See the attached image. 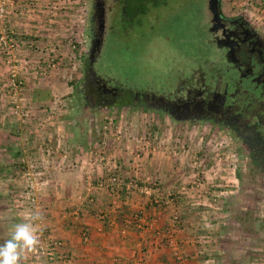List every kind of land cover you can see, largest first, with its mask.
Returning <instances> with one entry per match:
<instances>
[{
	"label": "crops",
	"instance_id": "1",
	"mask_svg": "<svg viewBox=\"0 0 264 264\" xmlns=\"http://www.w3.org/2000/svg\"><path fill=\"white\" fill-rule=\"evenodd\" d=\"M39 4L45 11H41L42 7L35 8ZM14 5L8 25L19 37L48 38L62 26L63 21L52 18V12V19L46 17L50 15L47 9H55L57 5L52 0H14ZM20 54L28 58L18 61L25 66L20 72L21 96L27 93L29 118L16 126L10 120L5 121L9 117L1 115L7 99L4 91L7 69L0 61V134H10L8 145L15 152H34L32 156L41 157L39 164L43 169L37 171L36 182L42 208L38 213L43 217V234L58 243L57 256L69 259L68 264H264V224L244 227L236 221L219 220L223 213L215 211L218 207L202 202L198 192L186 189L187 179L175 175L179 169L165 157L168 147H146L147 150L145 145H139L138 149H132L133 146L128 148L110 140L99 142L91 128L87 132L75 131L74 135L70 115L50 107L56 97L35 95L40 93L38 88L42 90L47 84L44 83L47 75L34 72L44 66L42 62L39 64L43 57H37L39 53L31 50ZM50 146L51 155L45 149ZM135 152L140 156L138 159ZM111 166L116 167L124 181L157 182L162 192L173 194L174 210L179 217L173 237L180 260L174 259L172 251L155 232L137 230L132 224L133 216L141 213L157 222L158 233L166 231L173 207L167 204L164 194L148 199L122 189L118 198L111 192L93 189L92 185ZM20 264L40 263L26 252Z\"/></svg>",
	"mask_w": 264,
	"mask_h": 264
},
{
	"label": "rangeland",
	"instance_id": "2",
	"mask_svg": "<svg viewBox=\"0 0 264 264\" xmlns=\"http://www.w3.org/2000/svg\"><path fill=\"white\" fill-rule=\"evenodd\" d=\"M182 1L186 2V0L169 1L170 7L165 10L168 11L166 17H161L156 26V36L174 41V38L182 33L180 30L184 26V20L187 19L190 30L185 35L194 46L199 29L198 23L201 19V8L205 5L206 0H191L192 6L186 13L176 9L177 4ZM52 2L57 5L54 7L55 9H47L50 11V15L46 17L47 19L54 18L63 21L62 26L58 27L57 34L48 38L39 36L19 37L15 32V40L19 45L18 51L13 54L15 59L28 60V58L24 59L20 53L31 50L39 53L37 57H43L41 60L39 59V64L42 62L41 64L45 65L51 59L55 64V68L47 74V78L44 80V83H47L46 86H43L42 90L38 88L40 93L35 95L56 97L55 104L50 105V107L52 110H62L65 111L66 115H70V120L73 121L72 127L75 129H71L74 131V135L77 131V133L87 132L91 128L99 142L110 140L113 144H123L128 148L133 146L132 149H138L136 146L139 145H145V148L168 147V153H165V157L169 158L173 165L179 169L175 175L179 174L185 177L187 179L185 182L186 189L188 188L196 194L198 192L202 196V202L211 204L213 208L218 207V210L215 211L223 213L219 220L230 221V223L236 221L244 224V227L263 225L264 177L254 176L246 169L239 149L224 133L176 123L151 110L119 108L110 112H99L84 107L80 91L83 64L89 54L87 29L91 0H56L55 2L52 0ZM35 3L40 2L36 1ZM14 6L13 0V6L8 9L7 25L9 24L10 10ZM40 7L43 8L41 11H45L46 8L40 4L35 8ZM221 7L224 14H244L259 29L264 31V0H221ZM30 9L34 8L31 7ZM51 12L52 18H50ZM8 27L10 28L9 25ZM146 32L148 34L149 30ZM145 33L143 34L140 28H135L129 36L116 26L111 39L106 41L97 63L93 66L94 71L102 78L111 79L113 84L121 85L120 87L137 89L142 83L149 84L151 81L148 78L153 77L155 70L143 63V51L140 46L143 43V37H150L153 34L147 35ZM208 48L210 58H212L213 49ZM6 58L5 54L0 53V61L7 69L4 80L9 71ZM162 77L164 75L159 77L154 84L164 85L165 81ZM26 97H28L27 93L24 92L22 97L20 91V107L29 112L31 107ZM9 110L10 104L6 99L1 115L4 114L9 117L5 121L10 120L13 125L17 124L16 126H18L20 122H14L15 118L10 115ZM1 128L3 129V127ZM3 130L9 131L5 128ZM7 136L0 134V243L8 239L13 224L26 220L25 215L28 212V206L24 204L22 199L25 184L19 178L17 163L21 159L31 156L37 159L39 164L41 158L32 156L31 154L34 152H15V149L9 148L8 145L10 134ZM45 149L51 155L53 147L50 146ZM44 151L42 149L43 154L46 153ZM134 156L137 159L140 157L136 152ZM38 164L36 173L43 169V166ZM116 170V167L111 166L106 175H115L121 178L122 175L118 174ZM106 175L92 185L94 190L96 189L95 185L102 181ZM36 181L37 179L34 182V188L41 209L42 201L37 191L39 183ZM193 183H199L202 187L195 188ZM203 192H206L204 196ZM255 263L258 264V262Z\"/></svg>",
	"mask_w": 264,
	"mask_h": 264
},
{
	"label": "flooded vegetation",
	"instance_id": "3",
	"mask_svg": "<svg viewBox=\"0 0 264 264\" xmlns=\"http://www.w3.org/2000/svg\"><path fill=\"white\" fill-rule=\"evenodd\" d=\"M169 1L91 0L87 32L93 56L89 60L88 54L83 64L84 107L99 112L151 110L176 123L219 131L237 146L246 169L264 177V31L244 14H224L221 0L214 19L206 0L194 46L185 35L190 30L187 19L174 41L162 39L156 26L166 17ZM191 6L186 0L176 9L186 13ZM116 26L129 36L135 28L153 34L143 37L140 46L143 63L155 70L149 84L120 87L94 71ZM162 75L165 84H154Z\"/></svg>",
	"mask_w": 264,
	"mask_h": 264
},
{
	"label": "built area",
	"instance_id": "4",
	"mask_svg": "<svg viewBox=\"0 0 264 264\" xmlns=\"http://www.w3.org/2000/svg\"><path fill=\"white\" fill-rule=\"evenodd\" d=\"M13 6V0H0V53L7 56L8 74L4 80V91L7 94V100L10 104L9 113L19 122H24L29 118V112L26 109L20 107L19 93L23 86V80L21 78V71L25 70L24 64L16 60L13 56L18 51V43L15 40V32L12 31L8 23V15L10 9ZM55 68L53 59L48 61L40 70L34 69L35 73L41 76H46L51 70ZM37 159L27 156L21 159L18 165L19 178L24 182V189L22 191V199L24 204L28 206V214L37 213L40 209V201L35 191L34 182L37 179L36 168ZM195 188H199V183H193ZM96 189L111 192L114 195H118L122 189L125 193L137 192L139 195L145 198H151L156 195H165L167 204L171 205L172 213L169 219L167 230L163 233L156 230L157 222L155 220L146 219L141 213H137L133 216V223L137 230L146 229L154 234L156 237H161L165 242V245L172 251V255L175 260H180V256L175 247L173 233L179 225V217L177 212L174 210V198L170 191L162 192L158 183H147L139 184L135 180L124 181L115 175H106L105 178L95 185ZM184 191V188H181ZM206 194V192L204 193ZM215 201V199H213ZM27 214V215H28ZM42 223V222H41ZM43 228V223H42ZM39 245L34 251H31V256L40 264H68L69 259L66 257H59L56 254V247L58 243L52 240L50 237L45 236L42 233L39 237Z\"/></svg>",
	"mask_w": 264,
	"mask_h": 264
},
{
	"label": "clouds",
	"instance_id": "5",
	"mask_svg": "<svg viewBox=\"0 0 264 264\" xmlns=\"http://www.w3.org/2000/svg\"><path fill=\"white\" fill-rule=\"evenodd\" d=\"M42 220L38 212H30L24 222L11 226L8 239L0 243V264H20L24 253L36 249L43 231Z\"/></svg>",
	"mask_w": 264,
	"mask_h": 264
},
{
	"label": "water",
	"instance_id": "6",
	"mask_svg": "<svg viewBox=\"0 0 264 264\" xmlns=\"http://www.w3.org/2000/svg\"><path fill=\"white\" fill-rule=\"evenodd\" d=\"M207 6L213 18L214 19L217 18L218 17V13H217L218 0H208ZM92 56H93V50L91 49L90 54H89V60L92 59Z\"/></svg>",
	"mask_w": 264,
	"mask_h": 264
}]
</instances>
